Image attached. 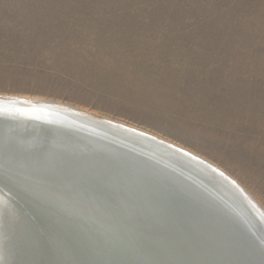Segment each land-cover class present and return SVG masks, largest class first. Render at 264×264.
Returning <instances> with one entry per match:
<instances>
[{"label":"rangeland","instance_id":"1","mask_svg":"<svg viewBox=\"0 0 264 264\" xmlns=\"http://www.w3.org/2000/svg\"><path fill=\"white\" fill-rule=\"evenodd\" d=\"M0 94L166 139L264 209V0H0Z\"/></svg>","mask_w":264,"mask_h":264},{"label":"water","instance_id":"2","mask_svg":"<svg viewBox=\"0 0 264 264\" xmlns=\"http://www.w3.org/2000/svg\"><path fill=\"white\" fill-rule=\"evenodd\" d=\"M20 103L0 98V116L21 114ZM59 125L48 124L43 134L51 139L0 128V264H264L253 220L264 211L223 173L248 223L233 220L221 198L209 201L193 188L210 191L209 182L152 163L141 151L126 153L109 137H58L51 127ZM221 224L235 230L225 233Z\"/></svg>","mask_w":264,"mask_h":264},{"label":"bare ground","instance_id":"3","mask_svg":"<svg viewBox=\"0 0 264 264\" xmlns=\"http://www.w3.org/2000/svg\"><path fill=\"white\" fill-rule=\"evenodd\" d=\"M8 97H11V99H20V104L23 110L22 113L19 115L7 114L4 112L2 116H0V122L2 123L0 125V128H2L1 133H6V130L9 129L12 133L25 134V132H27V130L29 131L30 129L34 132H37L38 135H43L46 138L51 139L53 136H49V134H47L48 136H46L43 133L47 128H49V123H57L60 125L53 128L51 127V133H53L54 135L56 134L58 137L63 134L70 133L71 131H75L76 133L72 132L74 133L72 135H75L77 137L81 136L86 138L90 134L100 136L102 139H106V137H109L114 142H116L117 145H119V149L125 151L126 153H133L134 150V153L136 155L139 153V151H141L145 155L151 156V158L154 159L151 160L152 163L165 165L155 160H158L160 162H167L169 164H172L170 168L174 172H182L180 174L189 175V178L194 179L205 186L206 183L204 181L209 182L207 183V185L212 193L208 189H204L195 183L194 186L196 187L193 188L197 189L199 192H206L207 194L200 195H208L210 198L208 197L209 199L207 200L209 201L219 202V199L217 198H221L220 200H222L223 203H227L226 205H222L223 208L227 210L226 212L231 213V217L233 218V220L236 221L238 219L237 223H248L249 221L245 218V215L243 214L244 210L236 204V201H238V196L234 192L236 187L233 183H229V185H223L224 182L220 177L222 174H220L219 172L227 176L231 181H233L237 186H239L242 191L246 193V195L250 197L248 199L243 193H239L245 196L249 204L251 201H254L264 211L260 204L235 179L229 176L226 172H224L211 162L205 160L204 158L196 155L195 153L166 139H163L142 129L125 124L123 122L113 120L104 116H99L89 111L79 109L77 107L70 106L58 101L20 95L18 96L0 94V98L7 99ZM103 122H106V124H102ZM29 133L32 134L33 132L31 131ZM29 133L27 132V134ZM90 144L94 145L92 143ZM83 147L89 148L90 150H93V152L109 154V151H104L99 147H94L87 144H84ZM59 148L61 150H64V148L68 149L69 145H65ZM180 150L184 151L181 152ZM197 157L211 164L214 168L212 169L207 164L202 163L200 159H197ZM142 165L152 171H157L156 173L164 174V171L160 170L158 167L153 166L154 168L151 167V169L150 166L146 164ZM176 168L180 169V172ZM167 175L170 174H164L165 177H168ZM170 178L182 181L181 178H178L173 175H170ZM231 195L233 196L230 197ZM253 208L249 209L253 210ZM256 210V212L259 211L257 208ZM262 216L263 218L261 217L260 213L259 215L254 214L253 220L259 227L258 229L260 232L258 234L264 241V221H262L264 220V215ZM218 226L225 233H231V230H235L230 229L228 226L222 224ZM251 231L254 232L253 230ZM249 235H251V232L249 233ZM240 248L243 249L242 247Z\"/></svg>","mask_w":264,"mask_h":264}]
</instances>
